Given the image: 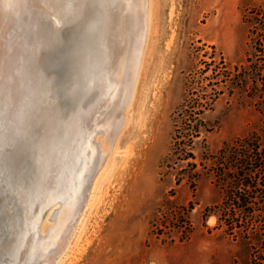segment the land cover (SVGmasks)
I'll return each mask as SVG.
<instances>
[{
	"label": "rangeland",
	"instance_id": "obj_1",
	"mask_svg": "<svg viewBox=\"0 0 264 264\" xmlns=\"http://www.w3.org/2000/svg\"><path fill=\"white\" fill-rule=\"evenodd\" d=\"M253 12L264 14V0L148 1V27L123 124L109 151H100L103 164L63 251L55 262L36 264H264V236L231 235L213 213L225 193L216 173L221 150L253 136L264 148L258 102L232 91L225 78L252 51ZM96 77L87 72L83 81ZM86 94L77 110L94 105L96 96L91 101ZM199 104L208 106L203 113L191 108ZM59 107L65 114L77 111ZM190 118L202 128L189 147ZM79 127L55 126L51 139L60 148L31 136L40 157L37 181L30 187L0 185L5 197H20L23 209L20 217L10 216V246L0 264L30 262L68 215L63 202L49 196L66 177L79 184L90 169L87 154L77 155L86 149L77 141ZM103 137L96 134L94 143ZM70 163L72 173L64 172Z\"/></svg>",
	"mask_w": 264,
	"mask_h": 264
},
{
	"label": "bare ground",
	"instance_id": "obj_2",
	"mask_svg": "<svg viewBox=\"0 0 264 264\" xmlns=\"http://www.w3.org/2000/svg\"><path fill=\"white\" fill-rule=\"evenodd\" d=\"M148 1L0 0V15L8 30L0 54V141L9 151L21 149L23 144L28 155L36 157L39 167L40 157L30 146L31 136L36 135V140L51 145L55 126L65 123L69 129L81 125L82 133L77 141L86 149L78 148L77 155L87 154L86 159L92 161L85 178H78L79 184L66 177L67 182L58 184L54 194H50V198L63 202L62 211L66 210L68 215L52 231L46 247L25 264L41 260L55 262L61 254L67 231L84 205L90 177L101 161L100 151H109L108 144L123 124V111L137 78L135 66L148 27ZM67 35L73 42L70 50L74 54V71L60 92L41 61ZM87 72L97 76L95 81L89 83L88 78L83 81ZM84 94L91 101L96 96L94 105L77 110L75 107ZM59 104L77 111L65 114ZM100 133L104 137L99 146L94 143V137ZM48 138L50 141L45 142ZM52 146L60 148L54 142ZM15 154L14 157L19 156L17 150ZM63 171L72 173L71 163ZM19 185L23 184L17 183L14 188ZM8 219L11 221L10 216Z\"/></svg>",
	"mask_w": 264,
	"mask_h": 264
},
{
	"label": "trees",
	"instance_id": "obj_3",
	"mask_svg": "<svg viewBox=\"0 0 264 264\" xmlns=\"http://www.w3.org/2000/svg\"><path fill=\"white\" fill-rule=\"evenodd\" d=\"M254 23L250 28L252 51L245 65L225 72L231 90H241L257 101L264 114V14L253 12ZM217 74L215 71L216 78ZM208 106H191L203 113ZM189 144L200 137V124L189 119ZM194 123V124H193ZM220 152L217 177L223 183L224 199L215 207L214 214L231 235L243 239L264 236V148L259 137L236 141ZM264 244V241H263Z\"/></svg>",
	"mask_w": 264,
	"mask_h": 264
},
{
	"label": "water",
	"instance_id": "obj_4",
	"mask_svg": "<svg viewBox=\"0 0 264 264\" xmlns=\"http://www.w3.org/2000/svg\"><path fill=\"white\" fill-rule=\"evenodd\" d=\"M7 25L3 21L0 15V54L5 44L6 37L8 34ZM69 35L64 37V42L56 44L47 54H44L42 57L41 65L43 69L53 77L55 87L57 91L62 92L63 85L69 79V75H72L74 68H72V56L74 55L70 48L73 46V42H70ZM66 104L69 103L65 101ZM12 148L10 151L7 149L6 145L3 144V141H0V185L4 184L8 188H14L17 183H22L27 187L37 180V160L32 155H28V151L25 150V147L16 148L19 158L14 157L15 150ZM11 151L12 157L10 156ZM24 152L27 153V156L24 155ZM38 154V153H37ZM16 162V165H15ZM17 163L19 165H17ZM103 164V163H102ZM98 165L90 177V182L88 185L87 193L85 194V201L90 190L92 181L94 180L98 169L102 166ZM39 169V167H38ZM5 188H0V260L2 258H7L6 256V247L11 240V233L9 227V216L20 217L23 209L21 202L17 197L16 193L13 192L9 197L4 196ZM12 206V212L9 207ZM2 261H0L1 263Z\"/></svg>",
	"mask_w": 264,
	"mask_h": 264
}]
</instances>
